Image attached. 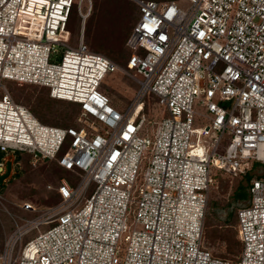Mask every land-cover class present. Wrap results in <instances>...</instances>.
Listing matches in <instances>:
<instances>
[{"label": "built area", "instance_id": "obj_1", "mask_svg": "<svg viewBox=\"0 0 264 264\" xmlns=\"http://www.w3.org/2000/svg\"><path fill=\"white\" fill-rule=\"evenodd\" d=\"M134 1L126 71L142 79L121 112L101 91L121 68L84 41L93 0H0V177L9 170L0 184L18 153L77 178L60 179L54 206L15 204L31 218L6 211L15 228L0 264H264V171L237 211V258L204 246L212 169L243 178L253 162L264 166V0ZM74 7L77 47L67 29ZM5 81L77 104L76 125L43 123ZM149 94L166 111L152 131Z\"/></svg>", "mask_w": 264, "mask_h": 264}, {"label": "rangeland", "instance_id": "obj_2", "mask_svg": "<svg viewBox=\"0 0 264 264\" xmlns=\"http://www.w3.org/2000/svg\"><path fill=\"white\" fill-rule=\"evenodd\" d=\"M157 1L168 2L170 0ZM174 1H176L180 7L187 8L189 6L187 0ZM130 2H132V4ZM133 4L136 7H134ZM137 6L138 5L134 0H108V2L106 0H93L92 10L87 22L88 29L85 40L89 49L93 52H100L108 57L105 55V50H113V46L117 43L118 36H121L124 28L131 23L126 21V10L128 11V9L130 10L133 8L135 11V20L132 22L131 26L134 25L133 23L137 22L140 15L139 7ZM81 23V18L74 7L67 24V29L72 33L71 45L73 47L78 46ZM116 63L121 70L105 78L101 86V91L110 98L112 106L116 107L121 112H125L135 99L137 91L140 88L137 80H141L142 77L135 71H131V75L136 78L134 79L126 71L124 63ZM5 85L17 103L29 108L37 118L40 116L45 119V124L58 127H66L67 125L76 124V119L79 116L77 107L64 102H55L53 104L54 109L63 111L66 115L63 117H55L48 110L44 109L42 105H38L39 103L37 99L39 97H49L48 89L30 85L21 86L11 81H5ZM144 103V113L147 120L150 121L149 124H146V128L152 131L155 128V123L160 121L163 116H166V111L165 108L159 106L157 98L151 94L144 99ZM194 109L196 111L201 110V108L197 106H195ZM206 123L207 122L202 119H197L195 125L197 127H203ZM213 135H215V133H213ZM217 151L218 153H223V146L219 147ZM3 156L4 153L0 152V159ZM19 162L20 163H18L15 168L14 175L10 177L9 181L6 184H0V195L2 197L0 200V253L3 250L7 237H9L15 228L14 221L6 211L16 214L23 219L33 217L34 214L22 212L15 206V204L29 202L40 209L50 207L52 205V197L55 195L54 187H57L59 184L57 176L52 172L54 162L47 163L44 161L33 165L31 164L30 158V169H27V165H25L24 161L22 162L21 160ZM262 171H264V166L257 162L252 163L250 173L243 178L232 177L228 174L212 169V172L217 175V182L212 186L208 203L205 223L212 225L211 230H208V228L205 227L204 246L212 251L214 255L225 258L223 255L226 254L227 243L222 241L219 237L213 238L214 233L212 232V229L217 226L223 227L227 225L226 227L230 228L237 239V211L247 199H237L235 195L236 188L239 184H242L246 187L248 193V186L253 175H259ZM60 175L62 178L69 180L73 184L77 183V178L67 171L61 170ZM221 181H223V185H221ZM94 189L95 184H92L89 188L87 198L92 194ZM138 228H141V226ZM44 229H46V227H44L43 230ZM35 235L36 232L28 235L24 239V243ZM240 252L241 250H237L232 257H226V259H236Z\"/></svg>", "mask_w": 264, "mask_h": 264}, {"label": "trees", "instance_id": "obj_3", "mask_svg": "<svg viewBox=\"0 0 264 264\" xmlns=\"http://www.w3.org/2000/svg\"><path fill=\"white\" fill-rule=\"evenodd\" d=\"M106 1L108 2V0H106ZM170 1H172V0H170ZM130 3L132 4V2H130ZM133 6L136 7L134 4H133ZM71 13H72V11H71ZM70 16H71V14H70ZM125 17L127 19L126 20L127 22H129V23L131 22L130 25H128V26H126L124 28L123 33L121 34V36H118L117 43H116L115 46H113V50L112 51L105 50V55H107L109 57V59H112V61L114 60L115 62L124 63L125 66H126L128 60H129V58H130V56L132 54L131 49L127 46V41H128V39H129V37H130L134 27H135L134 25H136V23H137V22H135V23H133L134 25L131 26L132 22H134V20H135V11H134V9L131 8L130 10L128 9V11L126 10ZM139 17H140V15H139ZM88 18H87V20L85 22V26H84V41L86 40V36H87V29H88V27H87L88 23L87 22L89 20ZM138 20H139V18H138ZM43 89H45V88H43ZM48 96H49V91H48ZM37 100H38V103H39L38 105H42V107L44 109L48 110L55 117L66 116L65 112L54 109L53 104L55 102H64V103H67V104H70L72 106L77 107L78 112L80 110V108H79V106L77 104L66 102V101L54 100V99L50 98V96L48 98L39 97ZM38 118L43 123L46 122V120L43 119L42 117L38 116ZM75 125L76 124L67 125L66 127L75 126ZM29 159H30V155L25 154V153H18L17 157H16V161L18 163H20L19 161H21V160H22V162L24 161L25 165H27L26 166L27 169H30ZM46 162L47 163H53L51 161H46ZM61 170H63V169L61 167H59L57 164L54 163L52 172L57 176V178H58L57 180H59L58 182H60V179L62 178L61 175H60ZM63 171H65V170H63ZM19 177H20V175H19ZM222 183H223V181H221V185H223ZM235 195H236L237 199H242V200L247 199L248 198V193H247L246 187L243 186L242 184H239L238 187L236 188ZM59 201H60L59 194L55 191V195H54V197H52V205L51 206H54V205L58 204ZM206 218H207V216H206ZM211 225L205 223V227H207L208 230H211ZM226 226H223V227L217 226L216 228L212 229V232L214 233V237L213 238L219 237L222 241L227 243L226 254L223 255V257H225V258L226 257H232L237 252V250L239 251V250L242 249L240 241L235 238V234H233L232 231L230 230V228H228Z\"/></svg>", "mask_w": 264, "mask_h": 264}, {"label": "water", "instance_id": "obj_4", "mask_svg": "<svg viewBox=\"0 0 264 264\" xmlns=\"http://www.w3.org/2000/svg\"><path fill=\"white\" fill-rule=\"evenodd\" d=\"M8 173H9V170H8V172H7V174L5 175V176H3V177H0V183L3 181V179L8 175Z\"/></svg>", "mask_w": 264, "mask_h": 264}]
</instances>
